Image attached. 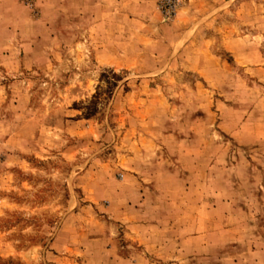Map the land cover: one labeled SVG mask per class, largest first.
Instances as JSON below:
<instances>
[{"label":"rangeland","instance_id":"rangeland-1","mask_svg":"<svg viewBox=\"0 0 264 264\" xmlns=\"http://www.w3.org/2000/svg\"><path fill=\"white\" fill-rule=\"evenodd\" d=\"M0 264H264V0H0Z\"/></svg>","mask_w":264,"mask_h":264}]
</instances>
